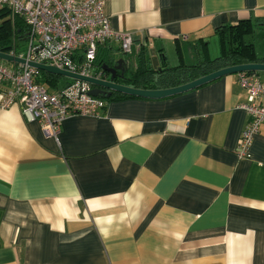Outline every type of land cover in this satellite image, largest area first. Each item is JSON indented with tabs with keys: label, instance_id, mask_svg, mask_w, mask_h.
Instances as JSON below:
<instances>
[{
	"label": "crops",
	"instance_id": "obj_1",
	"mask_svg": "<svg viewBox=\"0 0 264 264\" xmlns=\"http://www.w3.org/2000/svg\"><path fill=\"white\" fill-rule=\"evenodd\" d=\"M103 8L134 44L125 54L109 40L97 54L122 57L128 70L137 43L193 61L195 42L240 20L264 43V0ZM243 102L228 74L164 98L105 101L99 117L67 116L57 139L19 104L0 108V264H264V123L239 157Z\"/></svg>",
	"mask_w": 264,
	"mask_h": 264
},
{
	"label": "built area",
	"instance_id": "obj_2",
	"mask_svg": "<svg viewBox=\"0 0 264 264\" xmlns=\"http://www.w3.org/2000/svg\"><path fill=\"white\" fill-rule=\"evenodd\" d=\"M0 7L21 17L28 29L23 49L6 52L25 62L0 59V108L19 104L26 121H37L43 133L55 139L67 116H101L105 100L89 94L90 83L70 79L63 87L51 90L37 81L40 70L26 62L100 78V71L93 67L100 45L112 40L123 53L131 54L133 35L111 27L103 0H0ZM144 45L137 43V47ZM236 75L245 92V102L239 107L248 115L236 152L239 157H248L253 136L264 123V80L256 72Z\"/></svg>",
	"mask_w": 264,
	"mask_h": 264
},
{
	"label": "trees",
	"instance_id": "obj_3",
	"mask_svg": "<svg viewBox=\"0 0 264 264\" xmlns=\"http://www.w3.org/2000/svg\"><path fill=\"white\" fill-rule=\"evenodd\" d=\"M27 25L19 16H12L9 9L0 7V51L18 52L23 49L26 41ZM219 44V54L214 58L208 56L207 44L199 39L192 45L193 61L185 63L180 51L176 48L178 63L169 66L165 54L160 51L158 64L152 66L151 57L144 46H140L139 55L134 69L127 67L125 78L117 82L130 87L142 89H161L177 86L193 80L211 71L243 63L264 62V47H260L261 39L256 25L250 19L240 20L236 24L218 27L215 31ZM99 48V47H98ZM98 52V49H97ZM97 56V57H96ZM93 67L100 71L102 63L109 64V59H101L96 53ZM95 61L97 63H95ZM61 77L46 71H39L37 81L54 90L60 87ZM68 82V81H66ZM136 97L113 92L105 101Z\"/></svg>",
	"mask_w": 264,
	"mask_h": 264
},
{
	"label": "water",
	"instance_id": "obj_4",
	"mask_svg": "<svg viewBox=\"0 0 264 264\" xmlns=\"http://www.w3.org/2000/svg\"><path fill=\"white\" fill-rule=\"evenodd\" d=\"M0 59L6 62H21V63L25 62L24 59L18 58L16 56L1 51H0ZM151 62H152V66L156 67V65L158 64L157 57L152 56ZM26 63L41 71H46L70 79L88 82L92 86L91 89L89 90V94L101 98H108L111 95V93L120 92L123 94L132 95L136 97L159 99V98H164L175 94H179L182 92H186L188 90L199 87L205 83H208L224 75L235 74L243 71H247V72L264 71V62L243 63V64L232 65L211 71L207 74H204L202 76H199L193 80H190L186 83L177 86H173L169 88H161V89H142V88L130 87L125 84L117 82V79L125 78V73L128 67L127 61L122 57H119L117 59L112 58L111 65L107 63H102L100 65V70L104 74L100 78L95 76L80 75L44 63H36L32 61H28Z\"/></svg>",
	"mask_w": 264,
	"mask_h": 264
},
{
	"label": "rangeland",
	"instance_id": "obj_5",
	"mask_svg": "<svg viewBox=\"0 0 264 264\" xmlns=\"http://www.w3.org/2000/svg\"><path fill=\"white\" fill-rule=\"evenodd\" d=\"M205 43L207 44V51H208V56L210 58H214L215 56H217L219 54V44H218V40H217V36L213 35L211 36L209 39H207V41H205ZM262 46H264V43H260ZM186 50V49H185ZM184 60L186 63H191L192 61L188 58L187 53H184ZM165 57H166V61L167 64L169 66H174L178 63V58H177V54L176 51L174 49L173 46H170L166 53H165ZM9 65V63H7ZM70 78L67 77H61V82H60V87L64 86V83L66 81H69Z\"/></svg>",
	"mask_w": 264,
	"mask_h": 264
},
{
	"label": "flooded vegetation",
	"instance_id": "obj_6",
	"mask_svg": "<svg viewBox=\"0 0 264 264\" xmlns=\"http://www.w3.org/2000/svg\"><path fill=\"white\" fill-rule=\"evenodd\" d=\"M112 64V61H111V63L109 62V65H111Z\"/></svg>",
	"mask_w": 264,
	"mask_h": 264
}]
</instances>
